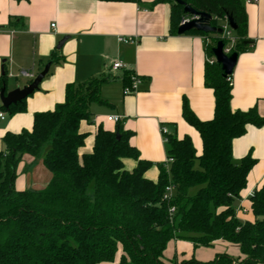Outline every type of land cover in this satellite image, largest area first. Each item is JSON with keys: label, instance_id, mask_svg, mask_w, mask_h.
<instances>
[{"label": "trees", "instance_id": "1", "mask_svg": "<svg viewBox=\"0 0 264 264\" xmlns=\"http://www.w3.org/2000/svg\"><path fill=\"white\" fill-rule=\"evenodd\" d=\"M164 1L170 4V32L177 33L188 15L173 0H153L151 5ZM181 1L210 14V24L217 27L231 17L236 28L229 54L252 46L241 0ZM183 34L210 37L196 30ZM220 39L225 46L228 41L219 34L209 38L208 57ZM49 61L60 63L63 57L54 51ZM230 76L224 78L215 61L205 62L204 86L214 96L212 118H197L185 98L181 105L182 118L199 133L201 151L196 153L188 135L177 137L174 129L162 125L166 158L172 160L168 165L157 163L156 180L145 176L152 163L140 158L129 143L132 132L121 121L113 130L98 124L91 151L79 153L88 135L80 131V124L92 123L91 104H108L100 95L107 76L66 84L64 100L51 110L35 112L31 129L5 132L0 150V264H97L116 257L117 264H264V182L249 197L252 220H240L234 203L256 159L250 153L238 163L232 159L233 139L242 136L247 125L264 126V116L255 106L231 108ZM121 78L123 86L128 85L130 72L124 71ZM6 79L4 71L0 89L6 88ZM25 99L7 109L0 104V111L23 112ZM25 154L41 158L51 174L40 190L14 186ZM124 159L135 161V166L126 169ZM168 185L174 191L166 201ZM171 205L175 211L170 219ZM172 238L188 240L194 248L222 240L236 246L242 258L221 253L205 262L193 257L164 260L163 251Z\"/></svg>", "mask_w": 264, "mask_h": 264}, {"label": "crops", "instance_id": "2", "mask_svg": "<svg viewBox=\"0 0 264 264\" xmlns=\"http://www.w3.org/2000/svg\"><path fill=\"white\" fill-rule=\"evenodd\" d=\"M152 1L0 0V75L4 71L7 75L6 91L31 81L19 74L21 70L35 76L52 52L63 57L60 63L51 62L38 88L26 97L25 111L9 115L0 123V150L4 149L5 132L31 129L35 112L51 110L62 102L66 84L107 76L100 95L108 104H91L92 123L80 124V131L88 133L80 154L91 151L98 124L114 129L116 122L107 120L108 115H119L124 129L132 132L129 143L138 150L140 158L152 163L145 173L151 180L157 178V163L166 159L162 125L168 131L174 129L177 137L188 135L199 154V133L182 118L181 105L185 98L197 118L207 120L213 116V92L203 82L204 64L211 58L205 52V37L171 33L170 4L164 1L151 5ZM241 1L246 13L247 37L253 44L238 53L230 76V106L234 110L255 106L264 116V0ZM231 34L234 37L233 31ZM65 36L67 39L57 49L58 41ZM121 37L131 41L119 40ZM116 60L142 78L137 92L122 93L123 72L110 69ZM247 153L256 162L248 173L246 187L234 203L240 220H252L249 197L264 182V126L247 125L245 133L233 139V161L238 163ZM24 156L32 158L25 154L19 161L15 188H44L47 184L40 181L41 177L27 179L18 175L29 170L22 160ZM123 163L128 170L135 166L131 159H124ZM41 182L44 186L36 188ZM221 253L242 258L236 246L222 240L210 247L194 248L190 241L178 238L167 242L163 258L193 257L205 262ZM117 263L118 257L97 264Z\"/></svg>", "mask_w": 264, "mask_h": 264}, {"label": "water", "instance_id": "3", "mask_svg": "<svg viewBox=\"0 0 264 264\" xmlns=\"http://www.w3.org/2000/svg\"><path fill=\"white\" fill-rule=\"evenodd\" d=\"M175 3H179L183 5V12L190 17L189 20H185L181 22L177 27V33L183 34L189 30H196L203 33H216L222 34V28L217 27L215 25H211L210 22L212 20V16L205 12H199L192 9L189 5L184 4L181 0H173ZM231 30L236 28V25L232 21L231 17H227L226 19ZM67 37H63L60 39L56 45V48H60ZM224 43L220 39L217 43L212 47V55L214 57L215 62L220 66L222 76L224 78L228 77L232 74L233 68L236 64L238 53L231 52L230 54H225L223 51ZM51 62L48 61L43 69L39 71L35 77L26 85L22 87H15L10 91H6L5 86L0 89V104L4 108H8L12 104H16L21 102L24 98L30 95L34 90L38 88V84L43 79V77L48 72L49 66ZM3 74V72H1Z\"/></svg>", "mask_w": 264, "mask_h": 264}, {"label": "built area", "instance_id": "4", "mask_svg": "<svg viewBox=\"0 0 264 264\" xmlns=\"http://www.w3.org/2000/svg\"><path fill=\"white\" fill-rule=\"evenodd\" d=\"M189 19H190V17L183 18L181 20V22H183L185 20H189ZM51 27H54V24H51ZM220 27L222 28V31H223L222 34H221V38H224V39H226L228 41L227 44L225 46H223V51H224L225 54H229L231 47L234 45L235 39H234L233 35L231 34L232 30L230 29L227 21H225ZM119 40H122L124 42L131 41L130 38H124V37L119 38ZM207 43H209V38L205 37V44H207ZM207 61L209 63H212L215 60H214V57L212 56ZM110 69H111L112 72H115V73L116 72L129 71L128 67L126 66V64H124L123 62H121L119 60L113 61L111 63ZM19 74L21 76L30 78L31 80L35 77L32 73H30V72H28L26 70H21L19 72ZM141 82H142V78L141 77H139L138 75H136L134 73H130L129 84L123 86L122 93L124 95H127V94H132V93L137 92ZM228 83H229V85L232 86L231 78H228ZM4 118H5L4 117V112L0 111V120H4ZM107 120L113 121V122H117V121L121 120V117L119 115H108L107 116ZM161 131H162V133L166 132L165 129H162ZM171 160H172L171 158H166L165 159L166 165H168ZM173 191H174V187L171 186V185H168L165 188V192L163 194V199L166 200V201H169L172 198ZM252 194H253V192L250 194V196ZM174 211H175V207L173 205L168 207V213H169V218L170 219L172 218V215H173Z\"/></svg>", "mask_w": 264, "mask_h": 264}, {"label": "rangeland", "instance_id": "5", "mask_svg": "<svg viewBox=\"0 0 264 264\" xmlns=\"http://www.w3.org/2000/svg\"><path fill=\"white\" fill-rule=\"evenodd\" d=\"M220 24H222L220 21H219ZM233 31V30H232ZM216 33H214L215 35ZM212 33H210V37L211 36H214ZM221 36V34L219 35ZM209 37V38H210ZM4 120H0V123H4L5 120H7L9 118V114H7V112H4ZM30 159V160H29ZM25 163H27L26 165V168L29 170L28 171H24L23 173L22 172H19L18 175L21 176V177H25L27 179H30L29 177L31 176H36L40 178V181L43 182V184H45L44 182H48V180L50 179V172L43 166L42 162H41V158H30L29 156H24L23 159ZM28 161V162H27ZM27 172V173H25ZM44 173L45 176H41L40 174ZM41 183H38L37 185H35L36 188H42L44 185ZM31 188V187H30ZM27 189H29V187H27Z\"/></svg>", "mask_w": 264, "mask_h": 264}]
</instances>
